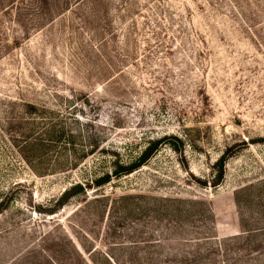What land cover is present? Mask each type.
<instances>
[{
	"label": "rangeland",
	"instance_id": "obj_1",
	"mask_svg": "<svg viewBox=\"0 0 264 264\" xmlns=\"http://www.w3.org/2000/svg\"><path fill=\"white\" fill-rule=\"evenodd\" d=\"M0 264H264V0H0Z\"/></svg>",
	"mask_w": 264,
	"mask_h": 264
},
{
	"label": "trees",
	"instance_id": "obj_2",
	"mask_svg": "<svg viewBox=\"0 0 264 264\" xmlns=\"http://www.w3.org/2000/svg\"><path fill=\"white\" fill-rule=\"evenodd\" d=\"M158 149V148H157ZM156 149V150H157ZM155 150V151H156ZM155 151L153 150V148L152 147H147V149H146V151L145 152H143V155H142V157H141V159L139 160V162L138 163H130V164H127V165H124V166H122L121 167V173L122 174H129V173H132V172H134L135 170H137L139 167H140V165H143L145 162H147L149 159H150V157L155 153ZM225 163H226V159L225 158H222L221 159V170L222 171H224V166H225ZM121 173H115L116 175H119V174H121ZM107 175H102V176H100L97 180H96V184H98V185H102V184H104V183H106V182H108L109 180H110V175H109V173H106ZM76 186V185H75ZM81 187H82V185H81ZM68 194V198H70V190H66L64 193H63V195H62V199L64 198V197H66V195ZM66 200V199H65ZM64 200V201H65Z\"/></svg>",
	"mask_w": 264,
	"mask_h": 264
}]
</instances>
